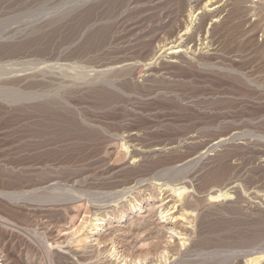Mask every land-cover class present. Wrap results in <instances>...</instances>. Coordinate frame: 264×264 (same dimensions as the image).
Returning a JSON list of instances; mask_svg holds the SVG:
<instances>
[{
    "label": "rangeland",
    "instance_id": "rangeland-1",
    "mask_svg": "<svg viewBox=\"0 0 264 264\" xmlns=\"http://www.w3.org/2000/svg\"><path fill=\"white\" fill-rule=\"evenodd\" d=\"M121 1L0 0V34H4L0 35V71L4 69L0 72V192L31 191L41 184L39 181L55 176L57 180H63H59L62 186L74 185L79 191L69 193L73 200L67 202L68 208L55 212L57 216L54 215L53 220L61 223L47 226V237L43 233L47 218L28 211L29 206L46 209L47 204L21 200L17 205L0 195V251L6 257L11 253L16 259L24 251L22 241H26L42 257L37 264L71 262L69 257L67 260L53 258L51 263L43 253L45 244L42 243H62L61 251L55 248L56 252H67L65 236L80 228L82 221L93 212L88 198H95L99 192L101 198H96L102 199L109 194L107 191L113 182L128 174L129 177L138 175L129 169H123L119 173L121 177L108 174L109 167L116 168L128 161V156L122 155L127 151L119 145L121 141H126L127 146L131 144L130 133L135 132V143L143 146L179 142L176 156L174 153L161 154L154 159L148 158V162L145 159L147 163L143 160L136 167L139 171L148 169L146 172L155 173L164 164V168L175 166L180 155L191 150L190 147L182 148L188 143L187 137L192 135L200 141H210L234 130L242 132L238 140L209 152L201 160L202 165L190 171L204 181L197 187L200 193L193 194L195 199L192 201H195L189 206V209H195V217L191 216L195 227L191 236L194 245L189 250H181V255L171 264H243L247 255L264 252V169L256 163V153L264 150V83L261 88L255 84L246 87L201 62L170 66L160 77L146 79L142 46H138L140 53L136 50L129 61L137 65L130 74L119 73L118 76L114 73L115 77L109 81L113 85L101 80L90 81L96 71L130 58L124 50L128 43L136 41L125 37L129 22L126 21L125 4ZM36 21H48L49 26L44 33L35 36L29 30ZM13 31L15 41L6 40V33L10 35ZM233 37L237 39L235 35ZM260 51L246 49L239 52L242 62L234 61L233 67L240 68L242 73L249 71L253 74L250 79L254 81H264V51ZM14 77L15 80H8ZM221 173L223 177V174L219 175ZM167 178L168 181L173 179L167 175L164 180ZM188 179L181 182L184 184ZM234 181L239 187L232 189V199L213 205L205 201L206 189L208 191L215 184L227 187ZM197 183L199 180L194 181L195 186ZM31 230L44 235L45 240L43 236L38 240L41 236ZM71 247V250L76 248ZM136 247L147 248V242H138ZM233 259L235 263L231 262ZM6 262L12 264L11 259Z\"/></svg>",
    "mask_w": 264,
    "mask_h": 264
},
{
    "label": "bare ground",
    "instance_id": "bare-ground-1",
    "mask_svg": "<svg viewBox=\"0 0 264 264\" xmlns=\"http://www.w3.org/2000/svg\"><path fill=\"white\" fill-rule=\"evenodd\" d=\"M121 2H124L123 5L125 4L124 12H126L128 16V18H126V21L128 19L127 22H129V24L125 22V24H128L127 29L125 30V37L133 40V42L136 41L133 44L128 43L127 48L124 50V53L126 52L130 56V58H125L124 60H120L119 62L117 61V63H113L114 65H111V67H108V69L103 70L102 68V70L96 71L90 81L101 80V82L104 81L108 85H113V82L110 83L109 81L111 80V78L115 77V75H113L114 73H118V76L119 73L130 74V72H132V70H134L135 66L137 65L132 64L133 62L129 63V61L132 60L131 57L133 53H135L136 50L138 51V46H142L143 66L147 67V70L145 71L147 72V75L145 76L146 79L154 77L157 78V76L159 75L161 76L162 72L166 69H169L168 67L170 66L180 65L182 63L191 64L192 62H201L210 69L218 70L219 72L224 73L226 76L233 78L234 80L238 81V83L243 84V86L250 87L249 84H253V86L255 84L259 88L262 87L261 85L262 83H264V81H254L250 79L252 77V73L250 74L249 71L246 73H242V71H240V68H234L232 63L234 61H237L238 64L242 62V60L240 59L241 57L239 56V52H242L243 50L244 52L246 49H260L261 51H264V0H122ZM38 21L34 22L33 26L29 30L31 34L35 36L39 33H44L46 27L49 26L48 21ZM43 28L44 31H42ZM6 34V40L12 39L13 41H15V31H13V33L10 35L8 33ZM233 35L237 37L236 40ZM259 38H261V44L260 42H258ZM244 55L246 54H243V56ZM234 58H236L237 60ZM138 63L136 62V64ZM12 65L14 66V64ZM242 67L241 69L243 70ZM248 68L246 69L248 70ZM3 70H1L0 72L2 73ZM121 75L122 74H120V76ZM164 77L166 78V76ZM8 80H15V77ZM113 87L115 88V86ZM240 130L242 129L240 128ZM241 133H236V131L230 130L227 133L215 136L214 139L210 141H200V139L198 140V138H196L197 136L195 135V137H193L192 135L187 137L188 134L190 135V133H188L184 136V140L185 137H187L186 140L188 141V143H185V145L182 144V148L185 147L188 149L190 147L191 150L189 152H186L188 151L186 150V153L184 154L181 153V157L179 158V160L177 159V161H175L177 163L173 167L170 166V163L168 165L170 166V168L162 167L165 166V164L160 166L161 169L158 166L160 170L159 172H155L156 170H153L155 168L154 167L152 170L155 173L146 172L148 171V169L139 171L140 168L138 167V169H136V167L139 166V164L143 160L145 161V159L148 158L153 157L154 159V157L160 156L161 154L163 155L165 153H174V155L176 152L179 153V145H177L179 142H171L169 144H166L165 142V144L159 142L154 145L148 144L149 146H143L144 144L140 145L138 143H135L137 139L135 132L132 134L130 133V140H128L131 144L127 146L126 141H121L119 145L120 148H124L127 151L126 154L122 152V155L125 156V158L128 156V161H123L122 164L116 168L109 167L110 169L108 171V174H118L117 176L121 177L119 176V173L122 172L123 169H129L128 171H131V173H138V175L129 177L128 174L127 177H122L123 179L116 180V182H113V184L111 185L108 183V185H110V191L108 190L107 193L109 192L110 195L105 194V196L103 194L104 196L102 197V199L96 198H101L98 196V194L101 195L102 193L99 192L97 196H95V193L92 194L95 196V198H88V196H86L88 198V202L91 204L89 205L92 207L93 212L86 218V220L82 221V225H80V228L70 234L68 233V236H65L66 238H64V240L68 245V251L64 252L66 255L59 251L56 252L55 250V248H59L61 251L63 246L60 247V245L62 243H59L57 245L48 243V245L43 241L45 240L44 238L48 236L45 235V233L48 234L49 232L47 226L61 223L59 222V220H53V217L54 215L57 216L55 212L61 209L65 210L66 208H68L67 202L69 200H73V198H69V196H72L69 195V193H77L78 191L75 187H73L74 185H72L71 187H66V185L62 186L60 181L63 180H57L56 176L54 179L48 180L45 176L44 180L46 179L47 181H39L41 182V184H38V187H36V189L31 188V191H28V189L27 191L23 190L22 193L18 194H16L17 191H15L14 194L3 193V191L0 192V195L8 199L13 204L17 205L18 203H21V200H23L28 202H36L39 204L44 203V205L47 204V206H49L46 209H42L41 207H37L35 205L33 207L29 206V209L27 208L28 211L32 214H41L43 217L47 218V221L45 222L46 227L44 228V230L42 229L43 231H45L43 232L45 237L44 235H39L40 233L38 234L34 230L31 231H34V234H38L39 236H41L39 238L36 237L38 240L43 236L42 244H45L47 246H43V253L45 257L49 259V261L50 259L52 261L53 258L58 260H67L71 258L72 261L68 264H171L177 258V256H179L181 250H186L194 245H192L193 242L191 240V236L195 232V227L193 225V219H191V216L193 217V215H195L193 211L195 209H193L192 207V209H189V206H191L192 202L195 201H192V199H195V196L193 194L195 192L200 193V189L197 187H199L202 181L199 179L200 177L197 178L196 175H194L195 173L190 174V171L196 168V166L202 165V163L200 164V162L202 159H204L206 154L217 150V148L219 149V147L223 148V146H226L228 144L230 145L231 141L233 142L235 141V139L238 140L237 137L241 136ZM256 154L257 165L260 169H264V150L260 149ZM148 161L149 159L147 160V162ZM224 170L225 169H223V171ZM222 174L223 173L219 175ZM164 175L171 176L173 179L169 178L171 180L168 181L167 178L165 181L164 179L166 178V176L164 177ZM57 176L59 177V175ZM148 176L149 178H147ZM223 176L224 174L222 175V177ZM71 177L69 178L70 183ZM76 177L78 178L79 176ZM87 177L85 176L84 178L86 179ZM219 177L217 176V178ZM183 179H188L189 181L184 182V185L182 183L184 181ZM196 180H199V183H197L195 186L194 181ZM175 181H180V183H175ZM223 181H225V179H223ZM82 182L84 183L85 181ZM235 183V181L230 182L229 184H227L229 185L227 187L221 183V186L223 185L224 187H220L219 185L215 184L217 185L216 188L214 185V187L208 189V191L207 189H204L207 193L202 189L201 192L206 193V195L204 194L206 196L205 201L213 205L224 200L232 199L233 192L231 191L239 187H236L237 183ZM108 185H106L107 189L109 188ZM211 186H213V184ZM101 191L104 193L105 190ZM165 195L167 196L164 197ZM237 197H240L238 193ZM105 198H107L108 200ZM196 199L198 200V198ZM262 203L264 204V193L262 194ZM17 208L19 207L17 206ZM141 241H145V243L147 242V248L145 247L144 249H142L143 247H136V244ZM22 242L25 253H23L24 251L22 249L23 252L20 254V256H18V258L15 259L11 253H9V257H6V255H2L0 251V264H8L6 261L10 259L12 264H37V261H39L42 257H40L39 254L37 255L31 245L26 243V241ZM71 245H74L76 247L75 250H71ZM234 260L235 259H233L231 262L235 263ZM243 264H264V252L261 251V253L257 252L255 254L252 253L251 255H247L243 261Z\"/></svg>",
    "mask_w": 264,
    "mask_h": 264
}]
</instances>
